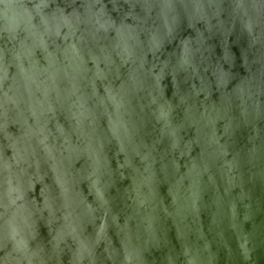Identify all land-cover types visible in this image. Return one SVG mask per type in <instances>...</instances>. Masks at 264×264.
Here are the masks:
<instances>
[{"label": "water", "instance_id": "obj_1", "mask_svg": "<svg viewBox=\"0 0 264 264\" xmlns=\"http://www.w3.org/2000/svg\"><path fill=\"white\" fill-rule=\"evenodd\" d=\"M10 2L30 8L37 0ZM77 2L87 4L89 0ZM180 2L102 0L115 28L105 27L93 45L89 67L97 70L96 49L120 43L117 29L134 32L136 21L150 14L154 27L139 39L155 50V56L148 54L144 59L150 66L163 69L160 75L165 92L171 87L175 94L181 87L199 83L195 74L206 49L221 65L228 64L219 68L227 79L230 57L242 51L246 42L239 37L222 40L211 34L207 23L194 25L188 16H181L175 30L168 33L164 28L167 12L161 5ZM71 11L65 10V15ZM82 33L83 29L70 33L68 28H61L58 35L45 38L32 50L30 63H23L35 82L32 90L36 85L41 88L35 92L37 98H43V89L50 87L53 79L58 89L71 87L60 69L82 52L88 39L82 38ZM186 50L191 56V72L184 63ZM9 71L14 74L18 69ZM103 91V85L96 86L98 95ZM108 124L107 119L99 121L102 129L107 130ZM71 125L68 114L58 113L50 126L65 130ZM190 135V131L185 132L186 137ZM84 148L74 146L70 167L57 168L46 181L63 186L71 194V207L66 206L59 215H42L31 237L20 242L32 253L33 264H245L249 256L252 264H264V113L253 118L244 107H234L227 119L213 123L204 142L179 151V140L166 138L158 119L145 125L139 145L131 151L111 139L97 140ZM101 154L104 164L98 168L95 161ZM7 155L12 156L11 149ZM83 170L86 174L79 175ZM44 187V183H33L28 194L42 207L48 199ZM51 208L49 203L48 211ZM15 247L16 241L7 248L0 247V264ZM126 249L131 255L125 254Z\"/></svg>", "mask_w": 264, "mask_h": 264}, {"label": "clouds", "instance_id": "obj_2", "mask_svg": "<svg viewBox=\"0 0 264 264\" xmlns=\"http://www.w3.org/2000/svg\"><path fill=\"white\" fill-rule=\"evenodd\" d=\"M3 25L0 27V247L7 248L16 241L17 247L5 258L4 264H33L30 250L20 245L30 238L35 222L42 215H59L71 207V194L51 180L57 168L68 169L74 146L85 150L97 140H118L126 151L139 145L140 134L150 120L158 119L162 134L169 140L178 139V151L204 142L217 120L227 119L234 107H244L255 118L264 113V0H182L163 4L166 10L164 28L175 30L181 16L190 17L194 25L207 23L211 34L222 40L239 37L246 46L231 56V73L225 79L218 60L205 50L197 65L194 87H181L173 93L164 89L163 69L150 66L144 59L155 50L141 43L139 36L154 27L151 15L136 21L134 32L117 29L120 43L115 47L95 50L96 71L89 67L93 45L103 35L106 26L115 28L105 12L102 0H37L29 8L2 0ZM20 9L19 13L17 10ZM72 11L65 15V10ZM119 23V21H117ZM61 28L70 33L83 29L87 41L82 52L60 69L71 85L67 90L56 87L43 89L37 98L31 85L35 83L23 63L31 62V53L45 38L51 40ZM21 33H25L21 37ZM209 32H205L207 37ZM191 56L185 52L184 63L192 71ZM16 67L14 74L9 71ZM127 68L126 73L122 69ZM103 85V94L96 86ZM58 113H66L71 127L61 130L52 127ZM179 115V118H176ZM109 121L107 130L99 121ZM17 129L19 131L17 132ZM190 131V136L185 132ZM62 141V142H61ZM51 144V148L49 145ZM11 149L12 156L8 157ZM47 149V151H45ZM52 149H55L53 153ZM104 164L103 155L95 161ZM73 174H77L72 170ZM83 170L79 175H85ZM33 183H44L48 199L44 206L28 198ZM51 203V211H48ZM126 255H131L125 250ZM245 264H252L246 257Z\"/></svg>", "mask_w": 264, "mask_h": 264}]
</instances>
